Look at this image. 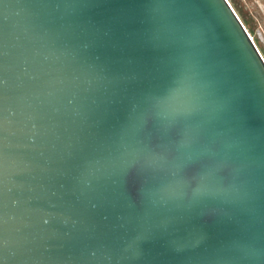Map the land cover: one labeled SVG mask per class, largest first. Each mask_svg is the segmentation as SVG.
<instances>
[{"label":"water","instance_id":"95a60500","mask_svg":"<svg viewBox=\"0 0 264 264\" xmlns=\"http://www.w3.org/2000/svg\"><path fill=\"white\" fill-rule=\"evenodd\" d=\"M0 264H264V58L228 0H0Z\"/></svg>","mask_w":264,"mask_h":264},{"label":"rangeland","instance_id":"374dc122","mask_svg":"<svg viewBox=\"0 0 264 264\" xmlns=\"http://www.w3.org/2000/svg\"><path fill=\"white\" fill-rule=\"evenodd\" d=\"M264 57V0H228Z\"/></svg>","mask_w":264,"mask_h":264},{"label":"flooded vegetation","instance_id":"af4514ba","mask_svg":"<svg viewBox=\"0 0 264 264\" xmlns=\"http://www.w3.org/2000/svg\"><path fill=\"white\" fill-rule=\"evenodd\" d=\"M257 46V45H256ZM259 50V49H258ZM260 51V50H259ZM261 53V52H260ZM262 54V53H261ZM263 56V55H262ZM264 58V57H263Z\"/></svg>","mask_w":264,"mask_h":264}]
</instances>
